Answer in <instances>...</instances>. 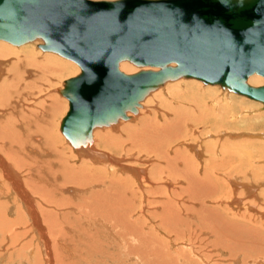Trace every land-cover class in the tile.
Segmentation results:
<instances>
[{
	"label": "bare ground",
	"instance_id": "1",
	"mask_svg": "<svg viewBox=\"0 0 264 264\" xmlns=\"http://www.w3.org/2000/svg\"><path fill=\"white\" fill-rule=\"evenodd\" d=\"M42 43L43 40L41 39L27 42L22 45H15L6 40H0V209L3 214L8 212L9 209L13 207L12 204H9V201L11 203V198L15 196L18 204H15L11 212H15L16 210L19 218L24 217V219L26 217L24 215L27 213L29 218H31L33 222L31 230H37L39 242H42L46 250L47 264H55V257L60 255L59 250L66 256L67 260L65 261H67V264H96L94 263L96 258L95 261L92 260V257H94L96 253L103 255L102 257L106 259H101V262H99L100 259H98L97 262H99V264H123L124 261L128 263V259L134 257L136 260L140 261L141 264L224 263L219 262V260L227 261L229 262L228 264H231L230 261L232 259H236L238 260L237 262H241L242 264H250L255 258H258V262L256 261L257 264H264V259L259 260V257H264V232H262L264 229V191L261 189L262 187H260V185H264V165L259 164L264 160V147L256 145L254 148L255 150L253 148V150H251V141L232 144L228 141L222 142L221 137L214 141V143H202V141L201 143L200 141L193 144L190 143L189 147L191 151L189 153H184V155H178L181 149H172V145L167 146L168 141V143L172 144L173 141L179 137L181 132L179 133L177 128L181 124L178 125L177 120L179 121V119H181L182 121L183 116L181 117L179 114L180 112L177 113V109H174L178 114L177 118H175L174 115L173 119L170 116V118L165 117V119L161 121L157 119V115H154L155 118L153 119L151 117L152 115L149 114L151 110L147 108L151 105L150 103L145 104L147 102L146 99L152 95V99L149 97V102H154L158 97H160L159 100L161 101V97H164L165 94L162 93L163 90L161 88H166V86L173 81L177 82V80L180 79H190L185 77L165 82L163 85L150 91L145 98L141 100V105L138 107L137 112L128 111L127 114L130 118L127 120L138 118L136 123H125L121 125V121L125 119H120L115 124L97 126L93 129V142L89 146L75 147L66 135L68 140L62 138L63 136H59L62 138V143L59 144L53 139L56 133L53 131V127L54 118L62 111V104L65 106L64 109L67 108L66 99L68 98L61 92L62 89H56L57 93L53 91L51 93L47 92V94L43 95V98L38 101L35 100V105L29 104V102H33L34 95L36 98V95L40 93L38 86L40 83L46 85L44 90L48 91L50 87L56 85L55 83H57L62 76L73 74L70 79L75 78L80 75L82 69L78 63H74V61L71 62L72 60L68 61L61 57L62 55L54 53L53 51L42 49L45 53H43V51L41 53L33 48L34 44L40 46ZM7 58L9 61H6ZM132 64L133 63L130 61H123L120 63V69L127 74H134L147 69L157 70V68L138 67L133 64L134 67ZM248 82L253 86H261L264 85V78L263 76L253 74L248 78ZM168 86L167 89H170ZM172 86L175 85L172 84ZM172 88L173 87H171V89ZM160 89L162 92H159ZM175 90V92H177V89ZM173 91L171 90L172 95ZM184 92H181L183 93L181 94L182 96H185ZM178 93H180V91ZM175 94L176 93H174V95ZM169 95L171 94L169 93ZM30 99L31 101H29ZM164 99L166 100V97ZM186 99L189 98L186 96ZM184 102H186V100ZM169 103H171V101L167 103L170 107L172 103ZM160 104L162 107V103ZM232 105V107H235L234 104ZM179 106L180 104L177 107L179 108ZM216 107L218 106L215 105L212 109ZM173 108L172 106V109ZM165 111H168V108ZM158 112L159 111H157V113ZM246 112H248L247 109ZM140 113H142V115H140ZM154 113L156 114V112ZM202 117L203 116H201V118ZM236 117L237 116H235V118ZM160 118L163 119V117ZM187 120L191 121V119ZM204 120L206 121V119H201L200 122ZM193 121L194 120L191 122ZM60 122L62 121L60 120ZM224 122H226V118ZM232 122L231 123L234 124V120ZM221 124H224L223 121ZM225 124H227V122ZM193 125L195 126L194 123ZM59 127H61V123ZM107 127L109 129H105ZM213 127L215 126L213 125ZM120 128L123 131L121 135H115L113 130L119 131ZM211 128L209 130H211ZM218 128L216 130H218ZM32 132L39 133L40 135L37 134L31 137ZM191 132L189 133L190 137L193 136ZM222 133L223 131L221 134ZM211 135L214 136L215 132L214 135ZM249 136L264 137V134L256 133L255 135H248V137ZM186 140L185 138V141ZM166 146L167 148L169 147L168 150H165ZM100 147L113 150L121 149L124 152L136 150L141 154L147 153L146 155H148L150 159L146 160L150 162V167L149 169H146L147 167L141 169L133 168L131 171L128 166L122 163L123 159L121 160L118 159L117 156L114 157L110 153H105L106 151L104 152ZM205 152H207V154ZM52 153L53 156L51 155ZM177 156L180 158L178 159ZM238 156L240 160V162L238 161L239 163L236 160L231 161V164L228 163L230 160L237 159ZM226 157H229L227 161L224 160ZM74 161L76 163H74ZM78 161L82 162L78 163ZM97 163L101 165H94ZM225 170H227V174ZM130 172L134 178L127 176V173ZM123 173L125 174L124 176ZM223 174H225L226 177L233 174L234 184L230 196H228L225 183H223L225 182L224 176H221ZM158 178L163 179L166 185L157 184L156 181L159 180ZM176 178L177 180H183L184 185L179 186L177 189L166 187L167 185L172 186ZM230 182L231 181H228V183ZM67 183L72 185L65 187L64 185ZM62 185L65 187V191L79 193L76 197L67 198L62 195L63 193L61 190L64 188ZM12 191H14L12 193L14 196H9ZM140 192L141 196L138 195ZM223 192L226 193V199L233 197L232 203H234V205H232V208L228 206L225 207L226 205L222 202H216L217 199L223 198ZM144 193L148 194L149 197L148 200H146L147 204L158 202L161 205L156 211H145L152 215V220L154 217H158L159 224L155 223V221H150L153 223L151 224L152 226H147L144 225V223L141 224L139 218L133 221L131 220V218L135 217L138 209L141 210L140 208L145 206L144 201L141 199L142 196L146 197ZM3 198H7V200ZM88 198L94 199L87 203L86 201ZM209 199H215L213 200L215 202H206V200ZM179 200H182V202L180 203ZM259 204L263 205L262 211L260 212L256 208ZM110 208L113 210L111 211ZM69 210H72V212L70 211L72 214ZM222 210L229 216L222 214ZM110 213H112V216ZM197 213H200L202 218L204 217V224L202 220L201 225H199V222L195 223L194 217L198 221L201 219L198 218L200 214L197 215L198 217L195 216ZM69 214L73 217L76 216V218L80 216L89 217L87 220L92 221L93 218H100L101 220L103 219V221H112L113 218L111 217H117L118 222H120L118 216H122L124 217V220L121 221V224L123 222L122 227H127L130 225V222H132L134 225H137V233L138 231H144L142 227L152 233L148 231L146 236L143 237L132 234L136 243L133 245L129 244L127 250H123L125 252L124 254L122 251L118 252L116 248L110 246V249L107 250V245L104 247H97L98 249L95 248V250H93L94 246L90 248L86 246L85 248H79L75 238V241L73 240V236L75 237L76 234L74 235L68 230L71 229L68 219ZM150 214L148 215L151 216ZM126 219H129V221H125ZM166 219L172 220L173 224L169 222L171 225L175 224L181 226L180 224L184 223L186 225H184V228L187 230L186 233H182L183 230H180L181 228L179 226L174 229L171 227V229H167L168 225L166 224ZM18 220L19 219L16 218L14 221H11V225H16ZM73 220L77 221L76 219ZM78 220L81 221L80 219ZM115 222L112 221V223ZM117 225L119 226V223ZM79 226L78 228H80ZM162 226H165L163 229L166 230H163ZM203 233L212 234V237L214 236L215 238L213 237L210 239V235L208 234L209 239H207L205 235L203 237ZM18 234L13 235L12 239L15 243L22 235H20V233ZM172 237L187 238V244H183H186L187 248H194L195 254L193 250L176 247ZM104 238L106 237L104 236ZM114 238H118V236H114ZM101 241L103 242V240ZM171 241L173 242L171 243ZM110 242L109 244L111 245L112 242ZM11 244L14 245L13 242ZM73 244H75V246H73ZM123 244L127 246L128 241L126 243L125 240ZM123 244L121 242L120 245ZM210 248L216 249L217 256H220L218 260L214 259L215 254H211L210 251L212 250H209ZM42 252L39 254L41 255ZM121 254H123V256L126 254V257H123ZM60 256H63V254ZM39 258L41 257L39 256L38 259ZM57 262L58 260L56 263ZM227 262L225 263L227 264ZM234 262L236 261L234 260L233 263ZM136 264H138V262Z\"/></svg>",
	"mask_w": 264,
	"mask_h": 264
},
{
	"label": "water",
	"instance_id": "2",
	"mask_svg": "<svg viewBox=\"0 0 264 264\" xmlns=\"http://www.w3.org/2000/svg\"><path fill=\"white\" fill-rule=\"evenodd\" d=\"M37 39L82 69L61 91L70 101L61 129L75 147L182 77L264 104V85L248 82L264 77V0H0V40ZM123 61L157 70L127 74Z\"/></svg>",
	"mask_w": 264,
	"mask_h": 264
},
{
	"label": "rangeland",
	"instance_id": "3",
	"mask_svg": "<svg viewBox=\"0 0 264 264\" xmlns=\"http://www.w3.org/2000/svg\"><path fill=\"white\" fill-rule=\"evenodd\" d=\"M34 45H36V44H34ZM33 45V48H35L36 50H38L39 52H41L42 53V48L40 47V46H34ZM43 53H45V51H43ZM54 53H56V52H54ZM58 54V53H57ZM61 57H63L64 59H66V60H68V61H71V59H68V58H66V57H64V56H61ZM6 61H9L8 60V58L6 59ZM71 62H73V60L71 61ZM74 63H75V61H74ZM133 65V64H132ZM134 66V65H133ZM135 67V66H134ZM71 75H73V74H68V75H64V76H62L59 80H58V82L57 83H55L56 85V87L54 86H52V87H50L49 88V90L47 91V90H44V88L46 87V85H42V83H40L38 86H39V91H40V93H38L37 95H36V98H35V95H34V100H32L33 102H29V104H32V105H35L34 103H35V100L36 101H38V100H40L41 98H43V95H45V94H47V92L48 93H51L52 91L53 92H55V93H57V90L56 89H64L65 88V84H66V82L71 78ZM27 77H28V75H27ZM264 78V77H263ZM197 81H199V82H197ZM63 84V85H62ZM168 84V83H167ZM166 84V85H167ZM170 84V85H169ZM167 86H168V88H170L171 89V87H173V88H175V89H177V92H175L176 90L175 89H171L172 91H173V95H172V92H171V90L170 89H167V86H166V88L165 87H163V88H161L162 90H163V92H162V90L160 89L159 90V92L161 91L162 93H165L164 94V97H161V101L159 100L160 99V97H158L156 100H154V102H152V103H154V104H152L151 102H149V100L150 99H152V95L151 96H149L150 97V99H149V97L146 99L147 100V102L145 103V104H147V103H150V107L148 106L147 108L149 109V110H151V112L149 113L150 115H152L151 117L154 119L155 118V116L157 115V119L158 120H161V121H163L164 119H165V117H167V118H170V116L172 117V119L174 118V115H175V118H177V113L178 112H180L179 114H180V116L182 117L183 116V119H182V121H181V119H179V121L177 120V123H178V125L179 124H181V125H179V129L177 128V130L179 131V133L181 134H179V137L175 140V141H173V143L172 144H170V143H168L167 142V146L169 145H172V149H177V148H179V149H181V151H179V153H178V155H184V153H189L190 151H191V148L189 147L190 145V143L191 144H193V143H195V142H198V141H200V143H201V141H202V143H205V142H211V143H214V141H216V140H218V138H220L221 137V140H222V142L223 141H228V142H230V143H232V144H239V143H244L245 141H251L250 143H251V145H250V148H251V150H253L255 147H256V145H259V146H261V147H264V137H251V136H249L248 137V135H255L256 133H258V134H264V104L263 103H261V102H259V101H256V100H253V99H250V98H248V97H246V96H242V95H239V94H237V93H235V92H233V91H231L230 92V90L229 89H224L221 85H209V84H205V83H203L201 80H197V79H180V80H177V82L175 81H173V82H171V83H169ZM172 84L173 85H175V86H172ZM58 85V86H57ZM182 86V87H181ZM189 86V87H188ZM206 86V87H205ZM165 88V89H164ZM41 89H43V90H41ZM55 89V90H54ZM188 89V90H187ZM213 89V90H212ZM169 90V91H168ZM180 91V93H178L179 91ZM168 91V92H167ZM185 91V92H184ZM158 92V91H157ZM158 92V93H159ZM181 92H184V95L185 96H182L181 94H183V93H181ZM157 93V94H158ZM169 93L171 94V95H169ZM174 93H176L175 95H174ZM60 94V93H59ZM180 94V95H179ZM225 94V95H224ZM61 95V94H60ZM167 95V96H166ZM180 97H179V96ZM223 95V96H222ZM162 96H163V94H162ZM173 98H172V97ZM182 96V97H181ZM186 96L189 98V99H186ZM201 96V97H200ZM67 97V96H66ZM166 97V100L164 99ZM185 97V98H184ZM192 97H194V98H192ZM65 98V97H64ZM165 100H163V99ZM176 98V99H175ZM66 99V98H65ZM169 99V100H168ZM180 99H182V100H180ZM145 100V101H146ZM172 100H173V102H172ZM181 102H180V101ZM186 100V102H184ZM29 101H31V99L29 100ZM157 101H159V102H157ZM169 101H171V103L173 104H171V103H169V104H171V109H170V107H169V105L167 104ZM223 101V102H222ZM234 101V102H233ZM177 102V103H176ZM229 103V104H227V103ZM233 102V103H232ZM160 103H162V107L160 106L161 104ZM158 104V105H157ZM165 104H167V105H165ZM180 104V106H179V108L177 107L178 105ZM224 104V105H223ZM226 104H227V106H226ZM232 104H234V106L235 107H232L233 105ZM202 105V106H201ZM206 105H208V106H206ZM215 105H217L218 107H221V108H218V107H216V108H213L212 109V107H215ZM231 105V106H230ZM63 106V107H62ZM62 106H61V114L59 113L55 118H54V129H53V131H55L56 133H55V136H53V139H54V141H57V143H62V138H64V139H67L66 138V136H65V134H62L63 133V131L60 129L61 127H59V125H60V123H62V122H60V120L62 121L63 120V118L67 115V113L69 112V109H70V101H69V99H66V106H67V108L66 109H64L65 108V106L62 104ZM172 106L174 107L173 109H172ZM183 108H182V107ZM205 106H206V108H205ZM160 107V108H159ZM166 107V108H165ZM181 107V108H180ZM250 109H249V108ZM252 107V108H251ZM254 107V108H253ZM164 108V109H163ZM167 108H168V111H165V110H167ZM184 108H185V110H184ZM232 108V109H231ZM154 109V110H153ZM157 109V110H156ZM170 109V110H169ZM177 111V113L175 112V110ZM202 109V110H201ZM246 109H247V111L248 112H246ZM66 110V111H65ZM178 110H180V111H178ZM201 110V111H200ZM156 112V114L154 113V112ZM157 111H159L158 113H157ZM185 111V112H184ZM204 111V112H203ZM206 111H208V112H206ZM210 111V112H209ZM211 111H212V113H211ZM213 111H214V113H216V114H214L213 113ZM189 112V113H188ZM224 112H226V113H224ZM164 113V114H163ZM187 113V114H186ZM193 114V115H191V114ZM203 113H205V114H203ZM208 113V114H207ZM261 113V114H260ZM63 114V115H62ZM148 114V113H147ZM195 114V115H194ZM200 114V115H199ZM212 114V115H211ZM214 114V115H213ZM253 114V115H252ZM258 114V115H257ZM140 115H142V113H140ZM140 115H139V117H140ZM155 115V116H154ZM160 115V116H159ZM164 115H166V116H164ZM205 115V116H204ZM257 115V116H256ZM263 115V116H262ZM194 116V117H193ZM200 116V117H199ZM201 116H203L202 118H201ZM207 116V117H206ZM209 116V117H208ZM218 116V117H217ZM235 116H237L236 118H235ZM160 117H163V119L162 118H160ZM187 119H191V121L192 120H194L193 122H191V121H189V120H187ZM222 117V118H221ZM160 118V119H159ZM215 120H214V119ZM225 118H226V122H227V124H225L226 122H224L225 121ZM233 118V119H232ZM138 118H134L133 120H122L121 121V125H123V124H125V123H136L138 120H137ZM201 119L203 120V119H206V121L204 120V121H202V122H200L201 121ZM240 119V120H239ZM184 120V121H183ZM221 120V121H220ZM228 120V121H227ZM234 120V124H232L233 121ZM222 121H223V123L224 124H221L222 123ZM182 122V123H181ZM184 122H185V124H184ZM196 122V123H195ZM199 122V123H198ZM228 122H230V123H228ZM232 122V123H231ZM192 123V124H191ZM193 123L195 124V126L193 125ZM197 123H198V125H197ZM212 125H211V124ZM182 124H183V126H182ZM217 124V125H216ZM220 124V125H219ZM262 124H263V126H262ZM177 125V126H178ZM189 125H191V126H189ZM209 125H210V127H209ZM213 125L215 126V127H213ZM221 125H222V127H221ZM231 126V128H230V126ZM236 125V126H235ZM176 126V127H177ZM182 126V127H181ZM185 126V127H184ZM211 126H212V128H211ZM190 127V128H189ZM197 127V128H196ZM219 127V128H218ZM55 128H56V130H55ZM58 128V129H57ZM187 128V129H186ZM211 128V130H213V131H211V130H209ZM215 128V129H214ZM218 128V130H220V131H218V130H216ZM60 129V130H59ZM104 129V128H103ZM105 129H109L108 127L107 128H105ZM182 129H184V130H182ZM194 129H195V131H194ZM236 129V130H235ZM100 130H102V129H100ZM208 130V131H207ZM216 130V131H215ZM235 130V131H234ZM62 131V132H61ZM191 131H193V132H191ZM203 131H205V132H203ZM223 131V133L221 134V132ZM232 131V132H231ZM121 132H123L122 130H121V128H120V130L119 131H114L113 130V133L115 134V135H121ZM191 132V134H193V136L192 137H190L189 135V133ZM208 132V133H207ZM211 132H213V133H211ZM214 132H215V135H214ZM208 134V136H207V134ZM232 133V134H231ZM40 135L39 133H34V132H32V134H31V137L32 136H34V135ZM196 134V135H195ZM211 134H213L214 136H212ZM242 135V137H241V135ZM195 135V136H194ZM199 135H200V137H201V139H200V137H199ZM210 135H211V137H210ZM231 135V136H230ZM237 135V136H236ZM247 135V136H246ZM59 136H63L62 138H60ZM196 136H197V138H196ZM45 137V136H44ZM58 138V139H57ZM185 138L187 139L186 141H185ZM238 138V139H237ZM68 140V139H67ZM192 140V141H191ZM61 141V142H60ZM189 143H188V142ZM175 143V144H174ZM66 144V143H65ZM188 144V145H187ZM231 144V145H232ZM67 145V144H66ZM68 146V145H67ZM167 146H166V148H165V150H168L169 149V147L167 148ZM71 148V147H70ZM102 150H104V152L105 153H110L112 156H114V157H116L117 156V158L118 159H123L122 160V163L123 164H125V166H128L130 169L129 170H131L132 171V169L134 168V169H141V168H146V169H149V167H150V162H148V160H146V159H150L149 157H148V155H146V154H144V153H139L138 151H136V150H129V152L128 151H126V152H124V151H122L121 149H119V150H113V149H106V148H104V147H100ZM189 148H190V150H189ZM253 148V149H252ZM72 149V148H71ZM100 149V150H101ZM255 150V149H254ZM132 151V152H131ZM186 151V152H185ZM255 152V151H254ZM206 154H207V152H205ZM173 154V153H172ZM52 156H53V153L51 154ZM123 156V157H122ZM153 157V156H152ZM178 157V159L180 158L179 156H177ZM135 159H137V160H135ZM154 159V158H153ZM227 159H229V157H226V158H224V160H226L227 161ZM239 161L240 162V160H239V156L237 157V159L235 158V159H233V160H230L228 163L229 164H231L232 162L231 161ZM82 162V161H81ZM81 162H79L78 161V163H81ZM238 162V163H239ZM73 163V162H72ZM74 163H76L75 161H74ZM235 163V162H234ZM264 163V160L262 161V162H260L259 164H261V165H264L263 164ZM236 164V163H235ZM94 165H97V166H99V165H101L100 163H97V164H94ZM136 167V168H135ZM115 168V167H114ZM117 170V169H116ZM119 171V170H118ZM226 172V174H227V170H225ZM19 172V171H18ZM20 173V172H19ZM22 173V172H21ZM22 175V174H21ZM125 174L123 173V176H124ZM157 175V174H156ZM127 176H129L130 178H134L133 177V175H132V173L130 172V173H127ZM163 176V175H162ZM221 176H224V178H225V182H223V183H225V188H226V190H227V192H228V196H230L231 194H232V190H233V184H234V181H233V174L231 175H228L227 177H226V175L225 174H223V175H221ZM231 176V177H230ZM159 179V178H158ZM227 179V180H226ZM231 179V180H230ZM183 181V180H182ZM181 180H177V178H176V180L174 181V183H173V185L172 186H169V185H167L166 187H168V188H171V187H173V188H175V189H177L179 186H182V185H184V181L182 182ZM228 181H231L230 183H228ZM157 182V184H161V185H166L165 184V181L163 180V179H159L158 181H156ZM64 185V184H63ZM62 185V186H63ZM70 186V185H72V184H65L64 186L66 187V186ZM63 186V187H64ZM65 187L64 188H62V190H61V192L63 193L62 195H64V196H66L67 198L68 197H76V195L79 193V192H69V191H65L64 189H65ZM77 187V186H76ZM163 187V186H162ZM260 187H262L261 189H263V191H264V185H260ZM167 189V188H166ZM172 190V189H171ZM79 191V190H78ZM14 191H12L10 194H9V196H14L12 193H13ZM75 194V195H74ZM145 195H146V197L145 196H142V200L144 201V204H145V206H142L140 209L141 210H139L138 209V212H136V214H135V217L134 218H131V220L133 221V220H135V219H138L139 218V220H140V222H141V224H143L144 223V225H147V226H152L151 224H153L152 222H154L155 221V223H157V224H159L158 223V221H159V218L158 217H154L153 218V220H152V215L150 214V213H148V212H145V211H156L157 209H159V207H161V205H160V203H158V202H155L154 204H147V201L146 200H148V194H146V193H144ZM138 195L139 196H141V192L140 193H138ZM219 196V195H218ZM220 197H222V196H220ZM214 198V197H213ZM3 199H5V200H7V198H3ZM2 199V200H3ZM92 199H94V198H88V200L86 201L87 203H89L88 201H91ZM233 199V197L232 198H227L226 199V193H224L223 192V198H221V199H217V201L216 202H219V203H223V204H225L226 206L225 207H229V208H232V205H234V203H232V200ZM262 199H263V197H262ZM213 200H215V199H213ZM212 199H209V200H206V202L208 201V203H213V202H215V201H213ZM223 200V201H222ZM9 201V200H8ZM180 201V203L182 202V200H179ZM245 201V200H244ZM4 202V201H3ZM232 203V204H231ZM9 204H12L13 205V207L11 208V209H9V211L8 212H6L5 214H3V212H2V210L0 209V212H1V214H0V264H47V254H46V250H45V247H43V244H42V242L40 243L39 241V239H38V234H37V230L36 229H33V230H31V227H32V224H33V222L31 221V218H29V216H28V214L27 213H25V215L24 216H26L27 217V219H26V217H25V219H24V217L23 218H19V216H18V213H16V210H15V212L13 211V212H11V210H13V208H14V206H15V204H18V202H17V200H16V198H15V196L14 197H12L11 198V203H10V201H9ZM114 208V207H113ZM256 208L259 210V212L260 211H262V208H263V205H261V204H259L258 206H256ZM72 209H73V207H72ZM108 209H109V207H108ZM110 210L112 211L113 209L112 208H110ZM60 211V210H59ZM72 212V210H69V212ZM110 211V212H111ZM70 212V213H71ZM146 213H148V214H150L151 216H149L148 214H146ZM27 214V215H26ZM72 214V213H71ZM71 214H69L68 216V219H69V221H70V226H71V229H68L69 231H70V233H72V234H76V236L74 237L73 236V240H74V238H75V240L77 241V244H78V246H79V248H85V246L86 247H93L94 246V248H93V250H95V248L96 249H98L97 247H104L105 245H107L108 247L110 246V247H112V248H116V250L119 252V251H122V253L124 254L125 252L123 251V250H127V247L129 246V244H131V245H133V244H135L136 242H135V239H134V236L132 235V234H137V235H140V236H146V233L149 231V230H145L144 229V227H142V229L144 230L143 232H139L138 231V233H141V234H138L137 232H136V229H137V225H134L132 222H130V225H128L127 227H122V225H123V222H122V224H121V221H123L124 220V217H120V216H118V220L120 221V222H118L117 221V217H111V218H113L112 219V221L113 222H115V223H112V221H106V220H104L103 221V219L101 220L100 218H93V221L92 220H87V218H89V217H85V216H80V217H77L76 218V216H72ZM198 214H200V213H197L195 216H197ZM222 214H224V215H227V216H229L225 211H223L222 210ZM3 215V216H2ZM70 215H71V217H70ZM110 215L112 216V213H110ZM6 218H5V217ZM18 216V217H17ZM199 216V217H198ZM197 217L198 218H201V219H199L200 221H198L197 219H195V217L193 218L194 219V221H195V223H198L199 222V225H201V220H202V222H203V218L201 217V214L200 215H198ZM8 217V218H7ZM16 218H18L19 220L17 221V223H16V225H11V221H14ZM47 218V217H46ZM115 218H116V220H115ZM5 219H7V220H5ZM9 219V220H8ZM48 219V218H47ZM72 219V220H71ZM73 219H76L77 221H75V220H73ZM78 219H80L81 221H79ZM98 219H100V220H98ZM29 220V221H28ZM197 220V221H196ZM22 221V222H21ZM31 221V222H30ZM72 221V222H71ZM74 221V222H73ZM101 221V222H100ZM125 221H129V219H126ZM150 221H152V222H150ZM3 222V223H2ZM88 222V223H87ZM171 224H173L172 223V220H168V219H166V224L168 225L167 227V229H171V228H176L177 226H179V225H171ZM6 223V224H5ZM73 223H75V224H73ZM107 224V226H106V224ZM119 223V226L117 225ZM88 224V225H87ZM93 224V225H92ZM112 224V225H111ZM114 224V225H113ZM116 224V225H115ZM121 224V225H120ZM203 224H204V222H203ZM8 225H9V227H8ZM29 225H30V227H29ZM80 225V226H79ZM170 225V226H169ZM181 226H179L180 228V230H183L182 231V233H186V228H184L186 225L184 224V223H182V224H180ZM185 225V226H184ZM78 226L80 227V228H78ZM110 226V227H109ZM115 226V227H114ZM118 228H117V227ZM142 226V225H141ZM183 226V227H182ZM8 227V228H7ZM77 227V228H76ZM163 227L165 228V226H162V229H163ZM171 227V228H170ZM111 228H112V230H111ZM73 229V230H72ZM76 229V230H75ZM147 229V228H146ZM35 230H36V233H35ZM67 230V231H68ZM80 230V231H79ZM163 230H166V229H163ZM16 232V233H15ZM73 232H75V233H73ZM106 232V233H105ZM119 232H122V233H119ZM150 233H152L151 231H149ZM262 232H264V229L262 230ZM18 233H20V235H21V238L19 237L17 240L18 241H16V243H15V241L12 239L13 238V235L14 234H18ZM117 233H118V235H117ZM149 233V234H150ZM174 233V232H173ZM115 237H117L118 236V238H114V236ZM120 234V235H119ZM142 234H144V235H142ZM209 233H203V237H204V235H205V237L207 238V239H211V238H213L212 237V234H209L210 235V237H209V235H208ZM19 235V234H18ZM103 235V236H102ZM107 235V236H106ZM122 235V236H121ZM208 235V236H207ZM219 235V234H218ZM104 236L106 237V238H104ZM120 236V237H119ZM98 237H100V238H98ZM102 237V238H101ZM209 237V238H208ZM232 237V236H231ZM88 238V239H87ZM95 238V239H94ZM105 240H107V238H108V240L107 241H105ZM215 238V237H214ZM103 240V242L101 241V240ZM110 239H112V240H110ZM172 239H173V241H174V244H175V246L176 247H178V248H180V247H183V248H186L187 250H193V253L195 254V250H194V248H187V246H186V244H187V241H188V239L187 238H176V237H172ZM74 240V241H75ZM112 242V244L110 245L109 244V242L110 241ZM125 240H126V243H127V241H128V245L126 246H124V244L123 243H125ZM109 241V242H108ZM173 241H171V243L173 242ZM14 243V245H12L11 243ZM110 242V243H111ZM116 242V243H115ZM121 242H122V244L123 245H120L121 244ZM231 242H233V241H231ZM95 243V244H94ZM104 243V244H103ZM183 243H186L185 245L183 244ZM92 245V246H90V245ZM98 244V245H97ZM38 245H39V249H38ZM112 245H115V246H112ZM42 246V247H41ZM73 246H75V244H73ZM107 247V250L108 249H110V247L108 248ZM119 247V248H118ZM123 249H122V248ZM120 248H121V250H120ZM126 248V249H125ZM33 249V250H32ZM35 250V251H34ZM39 250V251H38ZM45 250V251H44ZM90 250V249H89ZM106 250V249H105ZM209 250H212V251H210L211 252V254H215V256H214V259H216V260H218L219 259V257L220 256H217V254H216V249H209ZM31 251H33V252H31ZM43 251V252H42ZM97 251V250H96ZM218 251V250H217ZM40 252H42L41 253V255L39 254ZM59 252H60V255H62L63 254V256H60V255H58L57 257H55V260H54V263L55 264H67V261H65V260H67L66 259V256L64 255V253L63 252H61L60 250H59ZM213 252V253H212ZM36 253V254H35ZM39 255H38V254ZM45 253V254H44ZM255 253V252H254ZM35 254V255H34ZM123 254H121L122 256H123ZM257 254V253H256ZM255 254V255H256ZM99 257H98V256ZM220 255H223V254H220ZM244 255V254H243ZM41 257V258H39L38 259V257ZM95 256H97V257H95ZM103 255H100L99 253H96V254H94V257H92V260L93 261H95V258H96V261L94 262V263H96V264H99V262H101V259H103V260H106L105 259V257L103 258L102 257ZM225 256V255H224ZM223 256V257H224ZM240 256V255H239ZM101 257V258H100ZM123 257H126V254L123 256ZM132 257H134V256H132ZM222 257V256H221ZM29 258V259H28ZM64 258V259H63ZM94 258V259H93ZM224 258H226V257H224ZM261 257H259V260H263L264 259V257H262L261 259H260ZM61 259V260H60ZM98 259H100L99 260V262H97L98 261ZM222 259V258H221ZM238 259V258H237ZM241 259V258H240ZM34 260V261H33ZM58 260V262L56 263V261ZM102 260V261H103ZM131 262H130V261ZM136 259H135V257L134 258H132V259H128V263L127 262H123V264H129V263H131V264H136L137 262H138V264H141V262L140 261H138V260H136V262L134 263V261H135ZM226 260V259H225ZM236 261V262H234L233 263V261ZM255 260V264H257L256 263V261L258 260V258H255L254 259ZM254 260H253V262H251L250 264H254ZM31 261H33V262H31ZM64 261V262H63ZM238 260H236V259H232L231 261H230V263L231 264H242L241 262L239 263V262H237ZM107 262V261H106ZM219 262H227V261H221V260H219ZM258 262V261H257ZM263 262H264V260H263ZM69 263V262H68ZM213 262H211V264H212ZM224 263H222V264H224ZM229 262H227V264H228ZM69 264H75V263H69ZM101 264V263H100ZM104 264H107V263H104ZM143 264V263H142ZM226 264V263H225ZM263 264V263H262Z\"/></svg>",
	"mask_w": 264,
	"mask_h": 264
}]
</instances>
